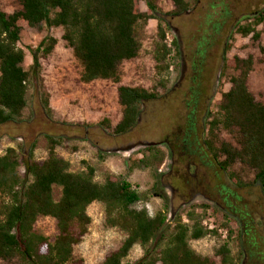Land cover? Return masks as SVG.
<instances>
[{
	"label": "rangeland",
	"instance_id": "obj_1",
	"mask_svg": "<svg viewBox=\"0 0 264 264\" xmlns=\"http://www.w3.org/2000/svg\"><path fill=\"white\" fill-rule=\"evenodd\" d=\"M189 12L166 16L174 10L172 0H158L163 25L170 26L167 45L172 48L167 64L169 70L159 72L155 60L158 21H150L142 36L143 49L134 61L122 65L121 83L110 80L85 84L82 67L72 49L63 40L62 28L25 30L19 47L25 52L24 68L33 65L32 51L48 38L57 44L48 57L41 59L42 81L30 86L28 106L22 122L0 127V155L16 149L21 160L19 169L26 177L24 163L33 150L36 161H45L51 149L50 139L60 141L59 156L68 160L73 172L96 169V180L105 183L108 175L127 179L144 200L137 206L146 208L152 217L162 211L190 224L188 215L196 213L203 225L216 235L191 246L214 264H223L217 254L225 245L231 251V264H264V197L259 185L238 188L227 173L219 169L205 146L208 124L218 112L222 95L231 85V77L239 72L224 69L225 58L255 60L249 88L264 103V64L259 47L264 46V23L259 27L262 38L253 42L237 33L239 26L253 22L264 12V0H186ZM1 9L12 15L21 10L18 0H0ZM141 10L147 11L145 2ZM176 42V46L173 43ZM120 86L143 88L159 98L144 103L137 126L129 133L112 135L122 120L119 103ZM45 101L50 104L47 115ZM111 129H107V126ZM221 139L234 144L233 137L223 131ZM157 145L167 159L160 168L135 169L144 158L146 146ZM148 155V154H147ZM247 183H253L254 172L237 165L233 169ZM59 201L61 189L55 188ZM92 222L85 239L76 247L75 256L84 264H102L118 250L125 233L106 224L105 207L95 203L88 209ZM37 233L54 240L58 234L54 219L40 218ZM144 255L140 245L131 251L125 264H135Z\"/></svg>",
	"mask_w": 264,
	"mask_h": 264
},
{
	"label": "trees",
	"instance_id": "obj_2",
	"mask_svg": "<svg viewBox=\"0 0 264 264\" xmlns=\"http://www.w3.org/2000/svg\"><path fill=\"white\" fill-rule=\"evenodd\" d=\"M144 1L147 11L141 10ZM158 0H18L21 10L12 15L0 7V127L22 122L28 106L30 86L42 81L41 59L52 54L57 40L48 38L32 51L33 65L25 70V52L19 47L25 30L62 28L63 40L72 49L82 67L81 81L121 83V67L139 58L142 36L148 23L157 20L158 43L155 60L159 72L169 70L168 58L172 48L167 45L170 26L163 25ZM174 10L166 16L179 17L189 12L186 0H172ZM264 23V12L253 22L239 26L237 33L243 38L259 42ZM176 42L173 43L176 46ZM264 64V46L259 47ZM255 60L225 58L223 68L239 72L231 77V89L222 95L218 112L208 124L205 146L216 165L228 174L238 188L259 185L264 197V103L257 100L249 88ZM119 103L123 109L120 123L112 135L129 133L139 123L144 103L159 98L155 92L143 88L120 86ZM47 115L50 104L45 101ZM107 129H111L108 125ZM229 133L234 144L223 141L221 133ZM60 141L50 139L51 149L45 161H36L29 152L24 166L18 151L9 148L0 155V264H84L75 256L76 247L85 239L92 222L88 209L95 203L105 207L106 224L126 235L120 248L106 257L102 264H125L133 248L140 245L143 257L135 264H214L199 255L191 246L217 232L206 228L196 213L188 215L190 224L181 216L172 220L170 213L152 217L146 208L137 206L144 200L141 193L127 179L108 175L105 183L96 180V169L73 172L71 163L59 156L56 147ZM144 158L137 168H160L167 156L157 145L146 146ZM148 154V155H147ZM240 165L254 172L253 183L245 182L233 169ZM55 188L61 189V198H54ZM48 217L57 223L54 240L39 234L35 226L40 218ZM217 254L223 264H231V251L225 245Z\"/></svg>",
	"mask_w": 264,
	"mask_h": 264
},
{
	"label": "crops",
	"instance_id": "obj_3",
	"mask_svg": "<svg viewBox=\"0 0 264 264\" xmlns=\"http://www.w3.org/2000/svg\"><path fill=\"white\" fill-rule=\"evenodd\" d=\"M153 21V20H152Z\"/></svg>",
	"mask_w": 264,
	"mask_h": 264
}]
</instances>
